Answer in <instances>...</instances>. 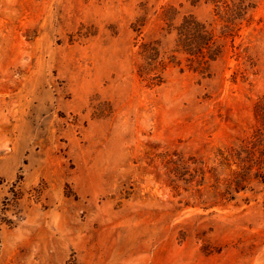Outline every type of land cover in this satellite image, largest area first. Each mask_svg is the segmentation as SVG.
<instances>
[{"label":"rangeland","instance_id":"obj_1","mask_svg":"<svg viewBox=\"0 0 264 264\" xmlns=\"http://www.w3.org/2000/svg\"><path fill=\"white\" fill-rule=\"evenodd\" d=\"M251 1L201 76L167 26L217 33L209 4L0 0V264H264V187L227 195L222 163L260 128Z\"/></svg>","mask_w":264,"mask_h":264},{"label":"trees","instance_id":"obj_2","mask_svg":"<svg viewBox=\"0 0 264 264\" xmlns=\"http://www.w3.org/2000/svg\"><path fill=\"white\" fill-rule=\"evenodd\" d=\"M186 1L191 6L199 3L213 6V15L216 23L221 25L220 28L215 33L212 23H200L192 17H184L177 27L168 25L167 34L174 32L173 52L185 57L188 70L201 76L208 75L210 64L221 57L228 40L231 49H236L234 46L236 34L242 22L254 9V5L251 0ZM170 11L164 14L168 20L171 16ZM140 56L143 60L142 71H152L156 63L161 65V62H158L159 51L151 45H142ZM174 60L172 57L171 61ZM254 116L260 128L250 139L241 143L229 159L224 158L222 161L229 169L234 166L224 188L227 195H237L246 190L253 191L251 186L264 187V96L255 103Z\"/></svg>","mask_w":264,"mask_h":264}]
</instances>
